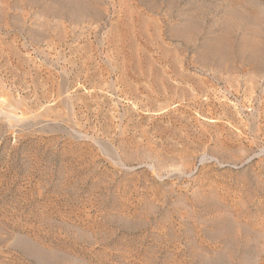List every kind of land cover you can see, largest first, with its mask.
Here are the masks:
<instances>
[{"label":"rangeland","instance_id":"rangeland-1","mask_svg":"<svg viewBox=\"0 0 264 264\" xmlns=\"http://www.w3.org/2000/svg\"><path fill=\"white\" fill-rule=\"evenodd\" d=\"M0 264H264V0H0Z\"/></svg>","mask_w":264,"mask_h":264}]
</instances>
